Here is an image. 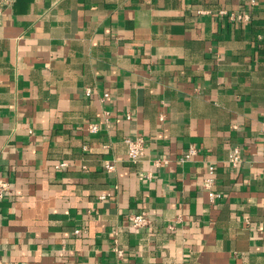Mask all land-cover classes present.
<instances>
[{"label": "crops", "instance_id": "0c3cea01", "mask_svg": "<svg viewBox=\"0 0 264 264\" xmlns=\"http://www.w3.org/2000/svg\"><path fill=\"white\" fill-rule=\"evenodd\" d=\"M0 179V264H264V0H14Z\"/></svg>", "mask_w": 264, "mask_h": 264}, {"label": "built area", "instance_id": "2783aa9c", "mask_svg": "<svg viewBox=\"0 0 264 264\" xmlns=\"http://www.w3.org/2000/svg\"><path fill=\"white\" fill-rule=\"evenodd\" d=\"M14 0H0V13L5 9V7L12 5ZM252 4H256L257 0H249ZM230 19L232 21H248L249 17L247 14H231ZM90 90H87L86 93L89 95ZM109 95L106 94L105 97ZM100 130V125L98 123H90L88 124V131L91 133H97ZM125 144L128 147V158L130 161L137 163L141 161L145 157V143L143 139H125ZM197 154V150L194 147H190L186 154L185 160H190L193 156ZM243 155L242 150L238 147L233 148L230 151L228 157V163L231 167H238L242 162ZM107 168L109 170L113 169V166L108 165ZM215 168L210 166L208 170V176L203 182V189L208 194L209 200L211 203H214L217 199L221 198V194L217 193L213 190V186L215 183ZM11 193V184L3 179H0V200L4 199L7 195ZM129 221L131 225L135 228L146 227L151 223L150 217L147 213L142 212L138 214H133L129 216ZM82 232L81 229H76L75 234L78 235ZM116 252L119 256H123V251L121 249L116 248Z\"/></svg>", "mask_w": 264, "mask_h": 264}]
</instances>
